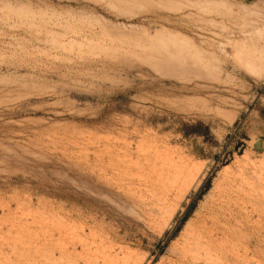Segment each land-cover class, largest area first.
Wrapping results in <instances>:
<instances>
[{
    "label": "rangeland",
    "instance_id": "374dc122",
    "mask_svg": "<svg viewBox=\"0 0 264 264\" xmlns=\"http://www.w3.org/2000/svg\"><path fill=\"white\" fill-rule=\"evenodd\" d=\"M40 263L264 264V0H0V264Z\"/></svg>",
    "mask_w": 264,
    "mask_h": 264
},
{
    "label": "bare ground",
    "instance_id": "6f19581e",
    "mask_svg": "<svg viewBox=\"0 0 264 264\" xmlns=\"http://www.w3.org/2000/svg\"><path fill=\"white\" fill-rule=\"evenodd\" d=\"M242 174V173H241ZM240 174V175H241ZM193 175V174H192ZM236 175V174H235ZM240 175L238 176V178L240 177ZM237 176V175H236ZM108 177V176H107ZM237 178V179H238ZM242 178H245V177H242ZM235 179V178H234ZM243 181V180H242ZM232 182V181H231ZM188 183V182H187ZM191 185H193L192 183H190ZM225 184H226V182H225ZM243 184H245V183H243ZM241 185V184H240ZM188 186H190V185H188ZM248 186V185H247ZM252 186H254V185H252ZM229 187H231V186H229ZM181 188V187H180ZM223 188V187H222ZM226 188V187H225ZM227 189V188H226ZM232 189V188H231ZM239 189V188H238ZM230 190V189H229ZM235 190H237L236 188H235ZM237 192V191H236ZM221 194H222V192H221ZM228 194V193H227ZM240 194V193H239ZM225 196V195H224ZM227 196V195H226ZM223 197V196H222ZM245 197V196H244ZM235 198V197H234ZM233 197H232V199H234ZM219 199V198H218ZM228 200V199H227ZM216 201V200H215ZM218 202V201H217ZM232 202V201H231ZM213 203V202H212ZM221 203V202H220ZM237 203H239V202H237ZM241 203V202H240ZM217 204H219V203H217ZM222 204V203H221ZM248 205V204H247ZM214 206V205H213ZM217 206V205H216ZM228 206V205H227ZM246 206V205H245ZM222 207H224V206H222ZM229 207V206H228ZM242 207H244V206H242ZM247 207V206H246ZM219 208V207H218ZM233 208H234V206H233ZM232 208V209H233ZM212 209V208H211ZM214 209V208H213ZM220 209V208H219ZM231 209V210H232ZM216 210V209H215ZM229 210V209H228ZM238 210V209H237ZM217 211V210H216ZM222 211V210H221ZM226 211V210H225ZM239 211V210H238ZM213 212H215L214 210H213ZM238 213V212H237ZM207 214H209L208 212H207ZM216 214V213H215ZM223 214V213H222ZM226 214V213H225ZM232 215H233V212H232ZM242 215V214H241ZM220 216V215H219ZM209 217V216H208ZM222 217V216H221ZM207 218V217H206ZM212 218H214V217H212ZM230 218V217H229ZM235 218V217H234ZM236 218H238L237 217V215H236ZM209 219V218H208ZM217 219V218H216ZM204 220V219H203ZM213 220V219H212ZM211 220V221H212ZM227 220V219H226ZM238 220V219H237ZM241 220V219H240ZM207 221V220H206ZM229 221H231V219L229 220ZM215 222V221H214ZM224 222V221H223ZM228 222V221H227ZM229 223V222H228ZM201 224H203V223H201ZM233 224V223H232ZM236 224V223H235ZM225 225V224H224ZM228 226L229 225H227L226 227L228 228ZM206 227V226H205ZM220 227H221V225H220ZM234 228V227H233ZM210 230V229H209ZM219 230V229H218ZM220 231V230H219ZM199 232V231H198ZM223 232V231H222ZM233 232H235V231H232L231 233H233ZM200 233V232H199ZM198 233V234H199ZM229 233H230V231H229ZM209 235V234H208ZM220 235H221V233H220ZM193 237V236H192ZM220 237V236H219ZM222 237V236H221ZM194 238H196V237H194ZM218 238V237H217ZM223 238V237H222ZM202 239V238H201ZM227 240V239H226ZM192 241V240H191ZM207 241V240H206ZM217 241V240H216ZM230 241V240H229ZM198 242V241H197ZM199 242H201V241H199ZM208 242V241H207ZM210 242V241H209ZM39 243V242H38ZM226 244V243H225ZM228 244V243H227ZM200 246H201V244H199ZM208 245V244H207ZM222 245V244H221ZM192 246V245H191ZM203 246V245H202ZM205 246V245H204ZM203 246V247H204ZM209 246H211V245H209ZM219 246V245H218ZM223 246V245H222ZM199 247V246H198ZM216 247V246H215ZM207 248V247H206ZM191 249V248H190ZM212 249V248H211ZM41 250V249H40ZM200 250H203V249H200ZM206 250V249H205ZM209 250V249H208ZM188 251V250H187ZM233 251V250H232ZM202 252V251H201ZM210 252V251H209ZM227 252V251H226ZM230 252H231V250H230ZM40 253V252H39ZM193 253V252H192ZM231 254V253H230ZM196 255H197V253H196ZM210 255V254H209ZM201 256V255H200ZM229 256V255H228ZM233 256V255H232ZM234 257V256H233ZM227 258H229V257H227ZM206 259V258H205ZM211 259V258H210ZM209 259V260H210ZM218 259V258H217ZM41 260V259H40ZM193 260V259H192ZM199 260H200V257H199ZM219 260V259H218ZM217 260V261H218ZM229 260V259H228ZM38 263H39V261H37ZM194 262V261H193ZM196 262H197V260H196ZM231 262V261H230ZM212 263V262H211ZM41 264V263H40ZM43 264V263H42ZM208 264V263H207ZM222 264V263H221ZM228 264V263H227Z\"/></svg>",
    "mask_w": 264,
    "mask_h": 264
}]
</instances>
